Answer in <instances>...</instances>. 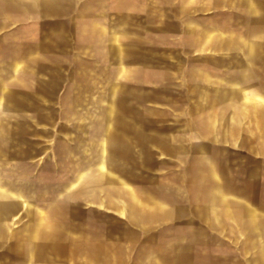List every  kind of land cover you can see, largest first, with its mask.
<instances>
[{
    "label": "rangeland",
    "instance_id": "1",
    "mask_svg": "<svg viewBox=\"0 0 264 264\" xmlns=\"http://www.w3.org/2000/svg\"><path fill=\"white\" fill-rule=\"evenodd\" d=\"M251 1L252 4H245L244 0H72L62 6L27 3L26 7L4 4L0 7V13L4 12L2 20L0 16V65L4 63V67L14 62L18 68L24 64L32 68L39 65V72L53 76L67 73L69 88L75 77L85 80L94 66L96 72H104L107 77L113 72L105 68L107 52L91 54L85 51V46L98 30L106 34L110 29L115 33L116 44L121 46L120 57L124 58L123 46L131 43L132 49H127L126 57L133 65L146 61L148 68L133 66L125 77L124 62L120 59L115 104L96 99L104 96L106 83L99 84L92 100L3 101L0 188L14 183L38 192L58 187L61 168H67L70 173L75 167L70 163L79 160L85 163L86 158L93 159L98 149L106 146L103 122L109 130L116 129L118 136L126 128L138 150L141 145L146 147L142 166L140 155L125 149L121 143L112 147L117 159L102 167L121 180L126 178L127 187L152 190L155 174L167 177L182 173L187 166L179 164L180 160L187 153L191 159L198 155L199 136L204 134L174 132L175 126L195 124L198 116L207 111L200 106L209 102L188 100L189 88L194 86L182 83L178 77L206 56L213 55L219 60L220 50L264 44V26L261 27L264 14L253 15L260 7L264 9V4ZM35 44L40 45L42 52L38 60L27 56L34 51L31 48ZM82 50L86 55L77 57V51ZM4 73L1 79L6 83L7 97L34 96L29 88L18 85V76L11 69ZM140 78L148 83L140 85ZM23 80L32 83L33 76H25ZM45 95L58 97L56 92ZM75 105L85 118L72 116ZM86 122L93 124L87 126ZM140 124L148 130L146 142L133 132L132 126ZM243 141L250 146V132L243 133ZM156 144L161 145L165 155L150 147ZM206 151L215 158L218 171L228 174V197H235L236 186L242 183L244 193L251 199L250 147L242 150L212 147ZM158 157L163 158L158 161ZM61 159L68 164L60 165ZM125 159L128 164L124 163ZM87 214L88 221L93 222L90 217L96 215L90 211ZM202 217L203 213L196 207L194 220L185 216L159 228L131 229L132 264H264L262 260H252L249 238H239L237 243L235 229L204 228ZM105 218L117 227L113 230L123 232L117 213L105 212ZM77 247L75 241H68L69 251L77 252ZM12 250L20 251L15 245Z\"/></svg>",
    "mask_w": 264,
    "mask_h": 264
},
{
    "label": "crops",
    "instance_id": "2",
    "mask_svg": "<svg viewBox=\"0 0 264 264\" xmlns=\"http://www.w3.org/2000/svg\"><path fill=\"white\" fill-rule=\"evenodd\" d=\"M244 3L252 4V1L244 0ZM254 3L262 5L264 1ZM4 4L13 3L0 2V7ZM258 14L263 15L264 9L260 7L253 13ZM3 15L1 12V20ZM262 29L264 35V27ZM89 38L85 51L91 54L107 52L105 68L108 72L113 70L112 74L105 77L104 72H96L94 66L87 72L85 80L77 76L69 88L67 73L53 76L39 72V65L32 68L24 64L18 68L14 62L8 67L3 63L0 65V109L3 111L2 102L8 99L92 100L100 83H106L107 87L103 90L104 96L96 99L109 100V95L116 98V69H121V61L124 62L125 77L133 66L148 68L146 61L133 65L126 57L127 49H132L131 43L123 46L124 58L120 57L121 46L116 44L114 31L109 29L105 34L98 30L95 37ZM31 49L34 51L27 56L38 60L42 53L40 45L35 44ZM218 52L219 60L213 55L206 56L204 61L193 63L187 73L178 77L182 83L194 86V89L189 88L188 100L209 102L200 106L207 111L198 116L195 124L175 126L174 132L204 134L199 136L198 155L191 159L187 153L186 158L180 160L179 164L187 166L186 170L182 168V173L167 177L155 174L152 176L155 178L154 189L138 190L127 187L126 178L121 180L123 178L110 171L102 170L113 161L91 159L90 167L84 168L79 160L70 163L75 165L70 173L65 167L60 169L59 184L71 179L69 188L41 192L0 188V264H132L131 229L159 228L185 216L194 220L196 207L203 213L204 228L235 229L238 234L236 242L239 243V238H249L247 243L252 246V260L264 262V44H247ZM76 54L77 57L86 55L83 50ZM6 69H11L12 74L18 76V85L29 88L34 96L7 97L6 83L1 79ZM25 76H33L32 83H25ZM138 83L146 85L148 81L140 78ZM46 92H56L58 97L47 96ZM73 110L78 111L77 105ZM132 127L133 132L139 133L141 140L146 142L148 130L144 125ZM245 131L251 133L250 146L244 144ZM123 147L133 150V154L138 153L141 166L144 164L143 150L146 147L141 145L138 150L126 128ZM150 147H155L161 156L166 154L159 144ZM212 147L240 150L250 147L253 156L251 199L244 193L242 183L236 186L235 197H228V174L218 171L215 158L206 151ZM126 160L124 163L128 164ZM65 163L68 164L60 160V165ZM209 196H218L220 201H211ZM144 197L146 199H142ZM89 211L96 215L94 219L90 217L93 222L88 221ZM108 211L118 214L122 233L113 230L117 227L105 218ZM88 229L92 231H85ZM69 240L75 241L76 247L79 243L77 252L69 251ZM14 245L18 246L19 252L12 250ZM9 246H12L11 251H7ZM91 249L95 251L91 252Z\"/></svg>",
    "mask_w": 264,
    "mask_h": 264
},
{
    "label": "water",
    "instance_id": "3",
    "mask_svg": "<svg viewBox=\"0 0 264 264\" xmlns=\"http://www.w3.org/2000/svg\"><path fill=\"white\" fill-rule=\"evenodd\" d=\"M72 0H0L1 3H13L15 5H18V6H23V7H26L27 3L31 4V5H38L39 3H44V4H53V5H56V6H62V5H65L69 2H71ZM110 96V99L109 101L112 102L113 104H115V101H116V98H114L112 95H109ZM5 112H3L1 109H0V131H3V127H2V121H1V116H3ZM73 115L75 117H83L85 118V114H83V112H79V111H76V110H73ZM88 124H93L92 122H86V125L88 126ZM102 125V129H103V134L106 136V139H107V144L105 147H100L98 149V151L96 152L93 160L94 161H106V162H110V161H114L117 159V156L116 154L114 153V151L112 150V147H116L118 146L119 144L123 143L124 142V134H121L118 136L119 132L116 131V129H112V130H109L108 129V125L106 122H103L101 123ZM86 126V127H87ZM81 163H83L84 165L82 167L86 168V167H90V164H91V160L87 159L86 158V162L84 163V161ZM71 179L67 182V183H64L62 185L58 184V187H55L54 188H69L70 185H71ZM85 182H87L85 180ZM84 181H83V184H86ZM5 190H9V191H12V190H26L24 189L23 187L21 186H17L15 183L14 184H7L5 186ZM52 188V189H54ZM210 200L211 201H214V202H217V201H220V199L218 198V196H209Z\"/></svg>",
    "mask_w": 264,
    "mask_h": 264
}]
</instances>
